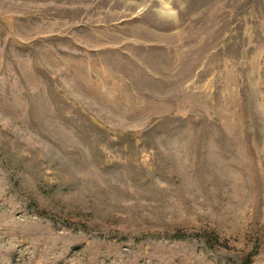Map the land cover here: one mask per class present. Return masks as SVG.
<instances>
[{
    "label": "rangeland",
    "instance_id": "rangeland-1",
    "mask_svg": "<svg viewBox=\"0 0 264 264\" xmlns=\"http://www.w3.org/2000/svg\"><path fill=\"white\" fill-rule=\"evenodd\" d=\"M0 264H264V0H0Z\"/></svg>",
    "mask_w": 264,
    "mask_h": 264
}]
</instances>
